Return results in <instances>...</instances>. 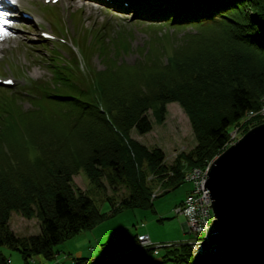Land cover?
Here are the masks:
<instances>
[{
    "label": "trees",
    "instance_id": "16d2710c",
    "mask_svg": "<svg viewBox=\"0 0 264 264\" xmlns=\"http://www.w3.org/2000/svg\"><path fill=\"white\" fill-rule=\"evenodd\" d=\"M127 2L126 9L136 13V18L155 25H193L198 32L187 37L185 46L168 44L161 49L157 44L162 38L148 45L149 41L146 48H140L144 51L134 63L125 62L121 51H105L101 54L105 68L94 69L88 84L78 81L75 73L79 68L73 72L71 62L57 67V85L44 86L34 94L40 81L30 83L27 93L38 107L27 113L17 107L15 119L9 116L7 123L0 121V264H10L5 247L19 250L25 264H30L34 255L53 259L62 242L122 211L153 208L157 198L190 182L193 187L175 207L183 204L194 188V181L186 179V170L205 169L224 150L237 126L249 124L251 120L244 121L249 112L261 106L264 0ZM106 32L104 27L97 33L104 49H108L110 39L129 43L119 30L113 35ZM21 93L5 94L19 101L24 99ZM172 102L186 110L198 141L193 151L178 153L169 165L162 148L148 147L133 138L132 132L145 135L152 131L151 115L163 123ZM81 170L99 189L108 184L114 192H128L119 201L108 196L113 207L109 212L101 211L88 191L73 184L74 175ZM150 174L164 188L154 199L148 185ZM12 211L27 218L37 216L40 232L18 237L10 226ZM139 234L147 233L135 234L131 247L108 241L101 244L102 254L70 261L99 264L108 257L101 264L132 263L148 251L141 250ZM165 248L168 253L162 262L264 264V254L243 261L227 260L221 245L217 253L199 257H194L191 245ZM90 251L94 252L93 247Z\"/></svg>",
    "mask_w": 264,
    "mask_h": 264
},
{
    "label": "rangeland",
    "instance_id": "374dc122",
    "mask_svg": "<svg viewBox=\"0 0 264 264\" xmlns=\"http://www.w3.org/2000/svg\"><path fill=\"white\" fill-rule=\"evenodd\" d=\"M10 1L12 2V0ZM106 1L92 0V9L69 7L68 0H60L57 3L46 2V0H15V3L12 2L14 6H3L5 4L0 3V11L9 13L6 17L9 24L2 26L4 31L9 32L7 33L9 36L0 37V46L6 47L4 50L0 48V78L13 77L15 80V83L10 85L0 81V121L5 120L7 123L9 116L15 119L14 115H18L17 107L23 113L36 109L38 106L32 102L31 96L27 93L30 91V83L33 82L35 85L37 81H40L34 90V94L44 86L57 85L60 83L56 80L57 67L65 65V63L71 62L73 72L84 66L85 72L81 73L78 69L75 74L79 75L78 81L80 83L88 84L94 78V69L105 68V63L101 57L105 51L111 50L115 53L121 51L123 56L120 57L125 62L134 63L140 59V52L144 51L140 48L143 45L146 48L149 41L151 42L148 45L152 44L153 41H160L162 38L157 44L161 49L168 44L185 46L184 42L187 41V37L198 32L197 26L193 25L182 27L169 24L155 25L147 21L148 19L133 18L131 13L126 14L123 11H115V9L110 8ZM24 13L32 16V18L34 16V18H26ZM104 27L107 30L106 34L109 31L111 35L117 34L119 30L129 43L110 39L111 42L107 45L109 46L108 49H104V45L101 46L97 41V33ZM42 31L52 34L54 39H44L41 34ZM11 33H14L15 37ZM103 34L104 32L100 33L101 36ZM119 45H125L126 48L117 47ZM190 48L191 46L188 47V49ZM4 88L9 91L3 90ZM15 91H22L21 94L24 99L14 101L12 100L15 98L14 95H7V97L5 94H12ZM167 108L168 113L163 123H157L150 114L154 123L153 130L145 135H140L133 130L132 137L150 148L155 146L162 148L166 153L167 163L170 165L175 162L178 153L193 151L198 138L194 132L190 116L181 104L172 102L168 104ZM19 120L20 118L17 121ZM262 122H264V117L258 116L252 119L249 124L237 126L236 131L230 134L231 138L224 150L234 144L235 141L237 142L249 129ZM18 126L19 124L16 125V129ZM183 165L186 167L187 163L183 161ZM186 171L188 173L190 170ZM151 174L148 177V185H150L151 191L164 189L162 182ZM73 184L78 190L88 191L101 211L105 212H109L113 207L107 199L108 196H114L115 201H119L128 192L126 189L114 192L108 184L104 189H99L90 182L83 170L74 175ZM192 187V183L185 182L179 188L156 199L157 213L154 215L156 217H173L165 223L157 222L156 218L151 216V212L140 209L126 210L99 224L95 228V232L100 234L113 233L115 237L124 239L122 242H126V245H132L134 235L142 232V229L137 228V226L145 221L146 224L151 223L152 235L148 232L151 238L153 237L161 243L178 242L184 235L182 223L186 221V218L183 215L175 214V206L180 203ZM212 215L215 217L213 210ZM10 226L18 237L37 234L41 230L37 216L27 218L19 211H12ZM204 235L205 232H198L197 239ZM88 236V232L85 231L59 244L58 258L54 257L47 260L43 256L34 255V259L29 258V260L31 264H70L72 257H85L87 255ZM186 236L190 240L195 237L189 233ZM217 249L213 252L217 253ZM4 250L11 261L13 260V264H25L19 250L8 247H5ZM170 264L178 263L171 260Z\"/></svg>",
    "mask_w": 264,
    "mask_h": 264
},
{
    "label": "water",
    "instance_id": "95a60500",
    "mask_svg": "<svg viewBox=\"0 0 264 264\" xmlns=\"http://www.w3.org/2000/svg\"><path fill=\"white\" fill-rule=\"evenodd\" d=\"M207 174L217 221L210 241L230 261L264 254V122L216 156Z\"/></svg>",
    "mask_w": 264,
    "mask_h": 264
},
{
    "label": "built area",
    "instance_id": "2783aa9c",
    "mask_svg": "<svg viewBox=\"0 0 264 264\" xmlns=\"http://www.w3.org/2000/svg\"><path fill=\"white\" fill-rule=\"evenodd\" d=\"M258 116L264 117V95L261 99L260 108L257 110H251L244 121H250ZM186 179L194 181L195 187L193 189V192L188 195V197L185 199V202L181 206H179L176 211L178 213L184 214L187 217L188 221L191 222V224L197 226L198 230H194L193 232V235H195V237L190 240L192 252L195 255L194 257L202 256L207 252L215 253L213 251H215L220 245H217V240H214V242H210V238L217 235L212 234V231L216 229L217 225H211L209 227L207 225H204L203 223V218L205 217V215L209 216L211 219H215L210 208V205L212 203L209 199L210 194L205 190L207 170H204L202 168H194L186 174ZM157 194L159 193L156 192L153 194V196H156ZM200 231L205 232V235L200 239H197L198 232ZM139 240L141 245H148L151 243L149 235H141L139 236ZM106 259H108V257H105L103 261H106ZM109 259L111 260L112 258ZM101 262L99 264H101Z\"/></svg>",
    "mask_w": 264,
    "mask_h": 264
},
{
    "label": "crops",
    "instance_id": "0c3cea01",
    "mask_svg": "<svg viewBox=\"0 0 264 264\" xmlns=\"http://www.w3.org/2000/svg\"><path fill=\"white\" fill-rule=\"evenodd\" d=\"M154 202H156V200ZM156 207H157V204H156ZM156 207L154 205L153 208H150V207L149 208H145V209L144 208H134V209H131V210L140 209V210H143V211H146V212H151V216L154 217V218H156L157 222H159V223H165L167 220L173 218V217H164V216H157L156 217L154 215V214L157 213V208ZM123 212L124 211L120 212L119 214H121ZM160 217L165 218V220L164 221H160V219H159ZM150 225H151V223H147L146 224L145 221H142V223L139 226H137V228H141L142 229V232L141 233H148L149 232L152 235V229H151ZM182 227H183V230H184V235L181 236L182 239H180V241H186L188 239L187 236H186L188 232H187V228H186V225H185L184 222L182 223ZM95 228H93L92 230H88L87 231L88 234H89L88 240H87V244H86L87 245V248H86L87 255L90 256V255H92L94 253L95 254H97V253L98 254L99 253L102 254L103 253V251H102L103 250V247H101V244L103 245L105 242H108V241H110L111 243H118V244L125 243L126 244V242H122V240H124V239L115 237V235L113 233L100 234V233L95 232V230H96ZM152 240L156 244L161 243L159 241H156L153 237H152ZM134 243L132 245H129V246L130 247L133 246ZM91 247H93L94 252H91L90 251V248ZM181 248H182V246H181ZM181 248L178 250V252H181ZM150 251H152V252H150ZM167 253H168V250H166V248L164 249V247H162V248L154 247V248L149 249L147 251V253H145L146 255L145 254L144 255L141 254L143 257H138L132 263H127V264H170L171 261L162 262V260L164 259V256ZM167 258H168V256H167ZM12 264H13V260H12ZM70 264H72V262Z\"/></svg>",
    "mask_w": 264,
    "mask_h": 264
},
{
    "label": "bare ground",
    "instance_id": "6f19581e",
    "mask_svg": "<svg viewBox=\"0 0 264 264\" xmlns=\"http://www.w3.org/2000/svg\"><path fill=\"white\" fill-rule=\"evenodd\" d=\"M92 2L91 1H89V0H68V6L69 7H72V6H74V7H77V8H85V9H92ZM95 5V4H94ZM4 33H6V34H4ZM7 33H9V32H6V31H4L3 30V32H0V37H2V36H9ZM18 35H20V33H17ZM42 34V33H41ZM11 35L13 36V37H15V34L14 33H11ZM0 48L1 49H5L6 47L5 46H0ZM236 142V141H235ZM229 147V146H228ZM226 149H227V147H226ZM225 149V150H226ZM218 156V155H217ZM213 161V160H212ZM211 161V162H212ZM210 162V163H211ZM210 163H209V165H210ZM209 165L208 166H206V170H207V172H208V170H209ZM196 168H201V167H196ZM203 169V168H202ZM204 169V170H205ZM172 172V171H171ZM207 178H208V174H207ZM207 180V179H206ZM189 181H191V180H189ZM194 187H195V184H194ZM194 189V188H193ZM205 190L207 191V192H209L208 191V189L207 188H205ZM163 191H164V189H162L161 191H153L152 192V199H154V198H156V197H158V196H160L162 193H163ZM159 193V194H157L156 196H153V194L154 193ZM192 192H193V190H192ZM191 192V193H192ZM209 195V194H208ZM209 199H210V201L212 202V199H211V197H210V195H209ZM185 202V201H184ZM212 204V203H211ZM182 204H179L177 207H175V214L176 215H183L185 218H186V221L184 222L185 224H186V228H187V232L189 233V234H193V232H194V230H198L197 229V226L196 225H193V224H191V222H189L188 221V219H187V217L184 215V214H181V213H178L177 211H176V209L179 207V206H181ZM210 208H211V210H213V207H212V205H210ZM203 223H204V225H207V226H211V225H217V221H213V219H211L209 216H206L205 215V217L203 218ZM141 235H149L148 233L147 234H139V236H141ZM139 236H138V241L140 242V240H139ZM149 237H150V240H151V243L150 244H148V245H142V248L143 249H141V250H149V249H151V248H154V247H157V248H162V247H166V246H176V247H181V246H183V245H190V239H187L186 241H178V242H173V243H159V244H156V243H154V241L152 240V238H151V236L149 235ZM214 237V236H213ZM212 237V238H213ZM210 242H214V240H211ZM143 252V251H142ZM107 254V253H106ZM136 254V253H135ZM58 255H59V253H56L55 254V256L54 257H56V258H58ZM44 258V257H43ZM73 258V257H72ZM72 258H71V260H72ZM34 259V257L32 258V260ZM8 262L10 263V264H12V261H11V259H9L8 260ZM31 264V263H30Z\"/></svg>",
    "mask_w": 264,
    "mask_h": 264
},
{
    "label": "snow or ice",
    "instance_id": "6c2138e0",
    "mask_svg": "<svg viewBox=\"0 0 264 264\" xmlns=\"http://www.w3.org/2000/svg\"><path fill=\"white\" fill-rule=\"evenodd\" d=\"M13 3H15V0H12ZM9 15L6 11H0V32H3V25L9 24V20L6 19V17ZM6 34V33H4ZM7 83H12L11 81H8Z\"/></svg>",
    "mask_w": 264,
    "mask_h": 264
}]
</instances>
